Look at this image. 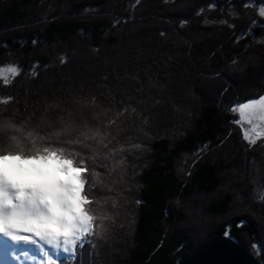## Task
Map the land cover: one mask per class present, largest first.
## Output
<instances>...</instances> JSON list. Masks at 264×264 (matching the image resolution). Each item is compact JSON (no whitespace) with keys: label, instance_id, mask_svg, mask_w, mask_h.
<instances>
[{"label":"trees","instance_id":"obj_1","mask_svg":"<svg viewBox=\"0 0 264 264\" xmlns=\"http://www.w3.org/2000/svg\"><path fill=\"white\" fill-rule=\"evenodd\" d=\"M261 8L264 0H0L9 81L0 78V98L13 97L0 119L91 118L93 98L111 115L127 108L117 120L120 167L90 193L106 230L63 264L81 252L74 264H178L225 232L264 262V143L249 146L231 111L264 93ZM105 233L114 239L106 256Z\"/></svg>","mask_w":264,"mask_h":264},{"label":"snow or ice","instance_id":"obj_2","mask_svg":"<svg viewBox=\"0 0 264 264\" xmlns=\"http://www.w3.org/2000/svg\"><path fill=\"white\" fill-rule=\"evenodd\" d=\"M259 14L264 16V8ZM0 78L7 86L8 79ZM11 100L0 98V104ZM86 106L93 110L91 118L81 113L76 119L69 112L55 120L42 116L34 126L0 119V264H63L76 259L77 249L94 247L90 237L103 236L106 214L97 215L101 201L90 193L105 183L103 175L120 167L117 120L127 108L111 115L94 98ZM231 111L239 114L233 122L249 126L243 130L249 146L264 137V93L237 100Z\"/></svg>","mask_w":264,"mask_h":264},{"label":"water","instance_id":"obj_3","mask_svg":"<svg viewBox=\"0 0 264 264\" xmlns=\"http://www.w3.org/2000/svg\"><path fill=\"white\" fill-rule=\"evenodd\" d=\"M178 264H264V262L231 236L219 234Z\"/></svg>","mask_w":264,"mask_h":264},{"label":"rangeland","instance_id":"obj_4","mask_svg":"<svg viewBox=\"0 0 264 264\" xmlns=\"http://www.w3.org/2000/svg\"><path fill=\"white\" fill-rule=\"evenodd\" d=\"M6 70H4L3 72H5ZM7 75H10V74H13L12 73V71H7ZM5 76V75H4ZM6 77V76H5ZM236 113V115L238 116V120H239V114H238V112H235ZM239 125L243 128V130L244 129H247L249 126L247 125V124H245V123H243V122H240L239 123ZM259 141H263V143H264V137H261V138H258L257 139V141L256 142H259ZM256 144V143H255ZM254 145V144H253ZM60 178H64L63 176H60ZM95 230V229H94ZM113 231V230H112ZM106 234V233H105ZM115 234V233H114ZM108 235V237L109 238H106V236ZM94 237H96V240H97V236H95L94 235ZM93 237V238H94ZM101 237V236H100ZM105 239L104 240H106V246H104V252H105V256H106V252L107 253H109V251H111V249L113 248H111L110 246H111V244H109V242H112L114 239H111V234H109V233H107L105 236ZM117 237H118V235H117ZM99 240V239H98ZM118 244V243H117ZM111 248V249H110ZM114 249V248H113ZM116 250L117 251H121V248H118V246H117V248H116ZM114 252V251H113ZM63 255V254H62ZM83 257V255H81L80 257H79V259L78 260H81V258ZM95 258H92L91 256L90 257H84L83 259H82V264H99V262L96 260H94ZM78 260H76L75 262L77 263V261ZM70 261H72V259H70ZM75 262H73V263H71V264H74ZM68 263V262H67ZM102 262H100V264H101Z\"/></svg>","mask_w":264,"mask_h":264},{"label":"bare ground","instance_id":"obj_5","mask_svg":"<svg viewBox=\"0 0 264 264\" xmlns=\"http://www.w3.org/2000/svg\"><path fill=\"white\" fill-rule=\"evenodd\" d=\"M49 171H51V169L49 168L48 169ZM57 175H59V176H63V174H60V173H57Z\"/></svg>","mask_w":264,"mask_h":264}]
</instances>
